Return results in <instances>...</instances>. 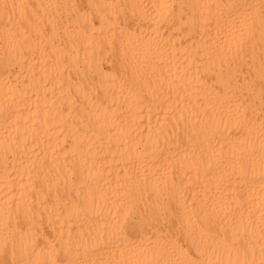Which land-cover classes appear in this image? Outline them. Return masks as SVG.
<instances>
[{
	"label": "bare ground",
	"instance_id": "6f19581e",
	"mask_svg": "<svg viewBox=\"0 0 264 264\" xmlns=\"http://www.w3.org/2000/svg\"><path fill=\"white\" fill-rule=\"evenodd\" d=\"M0 234L56 264H258L264 0H0Z\"/></svg>",
	"mask_w": 264,
	"mask_h": 264
},
{
	"label": "clouds",
	"instance_id": "9594fccd",
	"mask_svg": "<svg viewBox=\"0 0 264 264\" xmlns=\"http://www.w3.org/2000/svg\"><path fill=\"white\" fill-rule=\"evenodd\" d=\"M11 243V251H12V264H55V260H46L40 258L43 253H36L34 249L29 251L27 247L21 248L19 250V257L17 254V246L15 243L12 242V238L8 234H0V255L3 254V251L5 248L8 247V245ZM35 256L36 259H29V256ZM48 255H52V253H49ZM219 257H217V260L214 261L211 258L208 260V264H218ZM0 264H2V261H0ZM223 264H227V262H223ZM231 264H237L236 261H232ZM239 264H257L256 260H243L240 261ZM258 264H264V246L261 247V258L258 262Z\"/></svg>",
	"mask_w": 264,
	"mask_h": 264
},
{
	"label": "snow or ice",
	"instance_id": "6c2138e0",
	"mask_svg": "<svg viewBox=\"0 0 264 264\" xmlns=\"http://www.w3.org/2000/svg\"><path fill=\"white\" fill-rule=\"evenodd\" d=\"M6 249L7 248H5L4 251H3V254H2L3 257L7 256ZM0 261H2V264H12V259L10 261L8 259H3V260H0ZM55 264H56V262H55Z\"/></svg>",
	"mask_w": 264,
	"mask_h": 264
}]
</instances>
